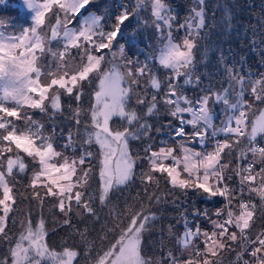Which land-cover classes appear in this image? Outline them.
I'll return each mask as SVG.
<instances>
[{
	"label": "snow or ice",
	"instance_id": "6c2138e0",
	"mask_svg": "<svg viewBox=\"0 0 264 264\" xmlns=\"http://www.w3.org/2000/svg\"><path fill=\"white\" fill-rule=\"evenodd\" d=\"M95 2L23 0L30 23L8 30L0 21V242L8 245L0 264H80L81 256L84 264H223L225 251L235 252L232 264H264V146L257 140L264 138V110L250 120L264 105V72L243 74L228 63L221 44L217 70L223 68L226 81L216 88L209 72L205 87L197 62L202 48L208 55L202 41L213 29L232 31L231 11L225 8L222 23L210 25L206 0H194L177 24L166 0H121L118 11L103 15L89 10ZM141 11L150 12L159 38L158 49L143 61L139 54L126 56L119 42L133 18L140 22ZM173 29L183 36L177 40ZM243 62H236L241 69ZM97 79L94 102L85 109V86ZM186 86L198 91L190 97ZM161 107L170 119L156 131L167 128L171 139L158 147L148 143L143 155L133 153V141L153 139L148 119L158 118ZM33 112L48 117L50 130ZM61 118L66 128L57 124ZM189 191L210 201L219 197L222 206L212 214L196 209L191 219L185 210L182 232L169 236L173 248L161 237L158 255L145 257L144 234H151L161 211L152 206L169 203V196L175 205ZM21 196L35 204L12 234L8 222L15 226L12 214ZM46 202L51 226L43 215ZM57 230L74 246L65 241L57 251L50 245Z\"/></svg>",
	"mask_w": 264,
	"mask_h": 264
},
{
	"label": "trees",
	"instance_id": "16d2710c",
	"mask_svg": "<svg viewBox=\"0 0 264 264\" xmlns=\"http://www.w3.org/2000/svg\"><path fill=\"white\" fill-rule=\"evenodd\" d=\"M124 3L129 5H133L135 0H123ZM17 0H6L4 3H0V21H2L5 26H11L8 30H19L21 27L26 26V23H29L28 15L22 13L17 5ZM121 3V0H96V2L92 5H89V10L94 11L97 14L103 15L106 9H111V11H118L117 5ZM166 3L170 5V7L175 11L177 15L176 23H181L184 21L185 16L189 14V10L192 5L191 0H166ZM207 4V16L209 18V24L211 25L215 22L217 25L222 23L223 13L225 8L231 11L233 27L230 33L221 34L223 31L221 28L217 27L213 29L206 38L205 41H202V44H207L209 51L208 55L204 56L203 48L201 52L198 53L197 62L200 68V71L205 74V79L203 81V86H207L209 81L207 78V73H212V84L215 85L216 88L221 87V83L226 81V75L224 73L223 68H219L217 70L219 53L217 48L219 45H223L225 53L228 55V63L233 64L238 70H241L243 74L247 75L251 73L253 76L264 72V59H262L261 53L264 52V44L261 43L264 40V0H206ZM215 14V21L211 18ZM148 18L149 23L145 24L144 20ZM151 16L148 11H141L139 15V23L137 22V18H133L129 23L128 27L124 30V37L119 39L121 44L125 45V55L128 57L135 58L137 54H139L141 61L144 60L146 55L154 53L157 49L158 41H157V33L155 29L151 26L150 23ZM134 36V42L129 44L128 41ZM175 37V34L173 33ZM178 40V38L176 37ZM255 41L256 48L253 49L252 42ZM229 49L231 51L229 52ZM117 53L119 52V48L117 46ZM110 56V54H109ZM243 58V68L241 69L240 63H236L241 61ZM201 59L205 60L207 63V68L204 67V64L201 63ZM119 62V61H117ZM105 67L109 65L105 63ZM161 79H165V77L161 76ZM182 81V80H181ZM99 80H94L91 85L85 86L84 98H83V107L87 109L91 103L94 102V91L98 90ZM126 86V85H125ZM226 86V83H225ZM184 91L190 97L194 94V92L198 91L193 89L190 86H186ZM74 103V102H73ZM134 104L133 101H131ZM67 107V104L65 105ZM264 110V105H258L254 114H250V120L256 119L259 115L260 111ZM28 111H32L28 109ZM33 117L42 123H45L46 127L51 128V124L49 123V119L47 116L39 113L33 112ZM170 117L164 114L163 107H161V111L159 117H153L148 119V123L152 125L151 128V136L152 140L145 141L141 143L139 141L132 142V151L133 153H140L143 155L144 148L148 143H152L154 147H158L161 140H170L171 138L168 135V129L163 128L160 133L156 131L157 128H161V126L169 120ZM67 127V121L61 118L57 121L58 125ZM19 123V122H18ZM118 123V119L114 118V126ZM219 125V121L216 122ZM251 125H249L250 131ZM191 131V129H189ZM177 139V138H176ZM179 140V139H177ZM261 146H264V138L257 137ZM77 148L80 147L79 142H77ZM193 146V145H192ZM196 147V146H195ZM179 146L176 145V151ZM92 150L98 152L96 146H92ZM147 167V161H144L143 164L137 167L136 172L139 174L142 168ZM98 179V174L97 177ZM27 183V178H22L18 183L19 192L23 193L25 191V184ZM139 179L137 178L134 185L131 186V194L134 195L137 191V187L139 185ZM161 190L166 191V186L163 181H161ZM179 192V190H173ZM128 194V190H126L125 195ZM173 197L169 196V203L161 204V205H153L152 210L156 211L158 208L161 211L157 212V220L155 225L151 231V234L145 233V241L143 242V255L145 257H156L158 253L161 251L160 241L161 237H163V243L167 245L168 249L173 248V244L169 240V236H175L176 233H180L183 230V218L182 213L187 210L188 217H191V214L194 210L199 209L201 212L202 208L212 214L215 210L222 205L217 201H220L221 198L217 197L215 201H210L204 199L202 196L198 195L195 192L189 191L187 195L180 193L178 198H176V203L173 205L171 200ZM35 202L24 199L22 196L18 198L16 211L12 214L13 218L16 221L15 226L12 225V220L8 222V229L10 233L16 234L20 230V221L25 218V214L27 213L29 207L34 205ZM34 219H39V209L33 207L32 208ZM52 207L47 202L45 203V207L43 210V215L48 221L49 226L52 224ZM60 214L57 211V216ZM106 215V213H105ZM199 219V218H198ZM261 221L258 220L256 228L259 230L261 226ZM202 227H209L206 222L201 221ZM171 227V232L169 231ZM99 226H97L98 231ZM161 229H163V233H161ZM67 233L63 230H57L54 234H50L48 243L52 245L57 251L62 250V246L67 241V244L70 246L73 245V240L67 239ZM96 233H93L95 236ZM97 246H99V241H96ZM6 243L0 242V245L3 246ZM1 251V250H0ZM235 252L225 251L223 253V264H232L235 261ZM249 259V257H246Z\"/></svg>",
	"mask_w": 264,
	"mask_h": 264
},
{
	"label": "rangeland",
	"instance_id": "374dc122",
	"mask_svg": "<svg viewBox=\"0 0 264 264\" xmlns=\"http://www.w3.org/2000/svg\"><path fill=\"white\" fill-rule=\"evenodd\" d=\"M18 1V7H19V9L22 11V13H25L26 15H28V18H29V21H30V16H29V13H28V11H27V9L25 8V7H22V2H23V0H17ZM192 1V5H193V3H194V0H191ZM192 5H191V7H192ZM175 12V11H174ZM30 23V22H29ZM182 23V22H181ZM173 33L175 34V38L177 37L178 39H180V37H182L183 36V31H180V32H176V30L175 29H173ZM157 41H158V45H157V49H158V47H159V38H158V34H157ZM107 51V50H106ZM181 83H182V81H181ZM260 137V136H259ZM96 146V145H95ZM189 147H193L192 145H188ZM196 146V145H195ZM194 146V147H195ZM196 149H199V148H197V147H195ZM96 149H97V151L99 152V148H98V146H96ZM178 150H180L179 148H178ZM180 152V151H179ZM177 154H179V153H177ZM169 163H170V161H169ZM193 193V192H192ZM203 209V211H205V209L204 208H202ZM207 210V209H206ZM202 211V212H203ZM12 225H13V223H12ZM7 247H8V245L7 244H5V245H3V246H1L0 245V254H2L4 251H6L7 250ZM93 255H95V253L93 254ZM80 264H84V258H83V256H81V258H80Z\"/></svg>",
	"mask_w": 264,
	"mask_h": 264
},
{
	"label": "built area",
	"instance_id": "2783aa9c",
	"mask_svg": "<svg viewBox=\"0 0 264 264\" xmlns=\"http://www.w3.org/2000/svg\"><path fill=\"white\" fill-rule=\"evenodd\" d=\"M197 146L200 147L198 144H197ZM189 219H191V217ZM249 259H251V258L249 257Z\"/></svg>",
	"mask_w": 264,
	"mask_h": 264
}]
</instances>
